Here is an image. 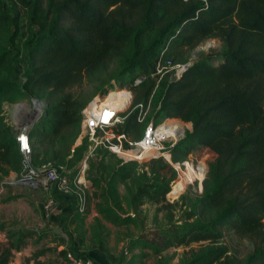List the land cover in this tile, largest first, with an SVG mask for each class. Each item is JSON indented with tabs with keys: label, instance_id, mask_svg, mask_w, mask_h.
Wrapping results in <instances>:
<instances>
[{
	"label": "trees",
	"instance_id": "trees-1",
	"mask_svg": "<svg viewBox=\"0 0 264 264\" xmlns=\"http://www.w3.org/2000/svg\"><path fill=\"white\" fill-rule=\"evenodd\" d=\"M14 1L21 9L14 14L0 1V186L21 170L23 159L15 132L2 115L10 94L20 88L14 79L15 46L21 45L28 55L23 88L48 102L29 133L34 163H64L73 172L89 150L86 139L76 145L88 101L74 89L116 64L112 76L132 89L134 104L151 102L157 120L174 117L192 124L170 151L173 162H180L192 177L205 175L204 181L190 180L197 192L202 186L203 191L177 216L176 204L167 195L178 172L164 157L144 163L108 162L105 154L99 160L90 158L85 210L75 208L73 214L77 230L86 235L83 227L94 206L93 240L105 238L104 222L134 224L138 233L129 237V251L155 255L172 247L219 242L228 230L253 243L244 262L219 244L191 248L180 264H264V0ZM22 12L27 24L20 32ZM210 38H218L222 50L203 52L178 79L172 70L157 72L160 62L186 63V53ZM139 76L144 78L136 83ZM137 113L128 116L119 132L131 137L140 129ZM197 152H202L200 158L184 162ZM148 203L161 204L150 224L143 213ZM5 225H0V231H6L0 264H10L28 238L42 237L17 222ZM50 250L42 248L32 257ZM62 253L67 256L66 250Z\"/></svg>",
	"mask_w": 264,
	"mask_h": 264
},
{
	"label": "rangeland",
	"instance_id": "rangeland-1",
	"mask_svg": "<svg viewBox=\"0 0 264 264\" xmlns=\"http://www.w3.org/2000/svg\"><path fill=\"white\" fill-rule=\"evenodd\" d=\"M0 1L5 3V8L10 14H14L17 11L21 10L19 7H15L14 0ZM26 24L27 17L26 14L23 13L20 19V32H23L26 29ZM22 41L23 39H19L17 43ZM221 50L222 42L218 38H210L203 41L196 48L189 50L185 55V60H187L186 63H189L193 60L199 59L200 56H202L203 52L213 51L214 53H218ZM27 59V53L21 45L17 44L15 46L14 53V64L16 66V74L14 75V79L18 80L20 88L10 94L9 98L3 106L2 112L3 121L8 126H10L13 131L19 126V122L25 120H34L35 125L42 118L44 111L48 107V102L45 98H38L31 95L22 86V78L24 76V69L25 65L27 64ZM115 67L116 64H113L108 69L107 74L97 76V80L93 82H86L82 88L76 87L74 89V92H77L76 96L79 95L81 100L88 101V104L86 106L95 103L99 98L102 99L101 97L103 95H106L107 100L119 96L121 92H119L118 90H120L123 86L118 84V81L112 76ZM172 75L175 78L177 77V71L175 69L172 70ZM143 78L144 76H139L138 80H141ZM108 79H110L109 83L107 82ZM111 84L116 85L114 87H111ZM108 91H110V94H107ZM33 98H38L42 106L34 104V102L32 101ZM19 104L21 106V110L18 109ZM152 107L153 104L151 105L150 109V112L153 114ZM175 119L179 118L170 117V119L164 122L173 121L175 123H178L180 125V128H182L183 130V126L181 125V123ZM164 122H162L161 125ZM184 124L186 126L185 133H187L188 130L192 129V124L186 122H184ZM141 126L140 129L133 132L134 134L131 136L132 139L138 140L140 138L139 135H141V133L143 132L144 127L143 124H141ZM79 137L80 133L78 135V138ZM78 138L76 140V145L82 140L86 139L89 142V147L91 146V141L89 140V138L83 137L81 141H78ZM103 154H105L107 158L106 161L108 162H117L118 159H121L120 156L116 153L106 150L104 146H99L89 155L88 166L90 163V158L99 160L100 156ZM203 154H205V152ZM201 155L202 152H197V154L193 155L191 154L184 160V162L189 161L193 163L194 160L200 158ZM122 156H124V153H122ZM166 156L171 158L169 154H166ZM124 157L127 159L141 158L140 155H137L135 158H128L126 156ZM166 160H168V162H172L168 158ZM78 165L76 167H78ZM173 165L177 169L178 175L172 185V190L167 195V199L170 202L176 204L175 207H173V211L178 216L184 210H187L189 208V202H191L190 199L203 191L202 186L200 191L197 192V190H199L198 187L191 185L190 180H203L205 175L203 177H200L199 179H196V177L191 176L189 170L184 171V169L181 167L180 162H173ZM78 192L79 189L74 185H69V188H67V190H46L44 188L34 189L31 187L21 186L10 180L3 181V185L0 186V225L5 223L6 225L4 228H9L12 226L9 224L17 222L19 225L36 229L40 234H42V237L40 239H38L37 236L28 238V244L23 249L21 255H15V257L13 256V258H11L14 263H16V261L18 260H22V263L20 264H71L67 256L62 253V251L66 250L67 254L68 249L78 254L89 256V252L95 250L100 245V243L105 245L110 251L119 250L118 254L120 255L122 264H180L181 258L186 255V253H188L191 248L200 249L207 245L216 246L219 244H226L230 249V254L235 256L238 262L242 263L251 254L254 248L253 243L248 238L241 237L238 234H234L226 230L224 238L219 242L202 241L193 243L188 247H172L164 251L160 255H155L149 250L143 251L142 249H138L135 252L129 251L128 254H125L124 248L128 247L127 243L129 237H132L138 233L137 227L134 224L117 227L112 223L104 222V229L106 231H104L105 238L100 242H96L92 239L93 231L90 227V225L94 223L93 221L96 216L94 214L96 211L94 206L92 207V211L86 218V222L83 227L84 229L88 230L85 236L77 230L76 218H74L76 221V225L74 227H71L69 221H66L65 225H62L59 222L60 212L58 211V205L63 199L66 198L64 197V195H73L76 204H78ZM181 196H183V199L180 201V199L182 198ZM160 207L161 204L159 203H148L143 206V213L146 212L149 215V220L146 222V224L151 223V219L153 218L154 214L159 211ZM162 213L163 212H160V216H162ZM47 214H49V216H47ZM142 216L144 215L142 214L141 217ZM212 216L213 212H208V217ZM65 227H67L68 230L65 229ZM55 228H58L60 230V234H57L55 232ZM72 228L74 232L71 230ZM43 231H45L46 233L43 234ZM1 233L6 234V231L2 230ZM42 248H50L51 250L48 251L45 255H42L38 258H33L32 255L37 250H40ZM141 253L143 255L135 257V255Z\"/></svg>",
	"mask_w": 264,
	"mask_h": 264
},
{
	"label": "built area",
	"instance_id": "built-area-1",
	"mask_svg": "<svg viewBox=\"0 0 264 264\" xmlns=\"http://www.w3.org/2000/svg\"><path fill=\"white\" fill-rule=\"evenodd\" d=\"M189 63L172 64L168 61L169 66L159 63L157 72L164 74L168 70H176L178 79L184 72ZM24 77L22 81H24ZM136 79V83L141 82ZM119 96L107 100L103 95L95 103L86 106L82 111V122L80 129L81 141L83 137L89 138L91 146L89 153L79 163L75 172L69 169L64 163H56L54 161H46L35 164L32 157V147L30 142V126H27L15 132L16 141L20 152L22 153V168L19 172L13 173L12 182L21 186L31 187L34 189L44 188L46 190L57 189L67 190L69 185H74L79 189V202L75 208L79 211L85 210L86 190L90 189V181L87 177L89 155L99 146H104L109 151L116 153L123 161L136 160L139 162H147L155 157H165L172 160L170 148L182 140L185 136L186 127L183 128H160L161 123L170 119L165 118L157 120L150 112L151 102L148 104H134L133 91L130 87L124 86L120 90ZM110 94V91L107 92ZM95 100V99H94ZM135 110H138L137 119L143 124V133L140 139H132L124 132H119V127L123 125ZM150 112V113H149ZM185 126L181 119H175ZM125 154L142 155L138 159H127L122 156ZM169 154L171 158L167 157ZM168 161V160H167ZM49 216V214H47ZM124 253H129V248H124ZM67 258L71 264H95V260L90 256H84L67 250Z\"/></svg>",
	"mask_w": 264,
	"mask_h": 264
},
{
	"label": "crops",
	"instance_id": "crops-1",
	"mask_svg": "<svg viewBox=\"0 0 264 264\" xmlns=\"http://www.w3.org/2000/svg\"><path fill=\"white\" fill-rule=\"evenodd\" d=\"M13 177H14V174L12 173L11 176L8 177L6 180H13ZM64 197H66V198L63 199L58 205V211L60 212L59 222L62 225H65V222L69 221L71 227L72 226L74 227L76 225V221L74 219L75 216L73 214H74L75 207L77 204L75 202L73 195L68 194V196L64 195ZM94 214L97 215V212L95 211ZM65 229L68 230L67 227H65ZM71 230L74 232L73 228ZM1 232L2 231H0V242L2 244H4L6 242V234H3ZM56 233L60 234V230H59V232H56ZM99 246L96 248L97 250L95 249V250H92L91 252H89V256L95 260V264H120V263L122 264L121 259H120V255L118 254L119 250L118 251L117 250L116 251H110L105 245H103L101 243ZM22 251L23 250L14 251V257H15V255L16 256L21 255ZM85 256H87V255H85ZM20 263H22V260L21 261L18 260V261H16V263H14L12 260L10 261V264H20Z\"/></svg>",
	"mask_w": 264,
	"mask_h": 264
},
{
	"label": "water",
	"instance_id": "water-1",
	"mask_svg": "<svg viewBox=\"0 0 264 264\" xmlns=\"http://www.w3.org/2000/svg\"><path fill=\"white\" fill-rule=\"evenodd\" d=\"M188 65H190V64H188ZM32 101L36 105L40 104V102H39V100L37 98H33ZM34 123H35L34 120H32V121L25 120V121L19 122V126L14 130V132L19 131L20 129H23V128L27 127L28 125L32 127V126H34ZM55 231L59 232V229L55 228Z\"/></svg>",
	"mask_w": 264,
	"mask_h": 264
},
{
	"label": "bare ground",
	"instance_id": "bare-ground-1",
	"mask_svg": "<svg viewBox=\"0 0 264 264\" xmlns=\"http://www.w3.org/2000/svg\"><path fill=\"white\" fill-rule=\"evenodd\" d=\"M98 100V99H97ZM96 100V101H97ZM38 105H41L42 106V104L40 103V104H38ZM18 109H20L21 110V106H20V104L18 105ZM38 115V114H37ZM173 126L175 127V128H180V125L178 124V123H175V122H173V121H170V122H164L161 126H160V128H172L173 129Z\"/></svg>",
	"mask_w": 264,
	"mask_h": 264
}]
</instances>
